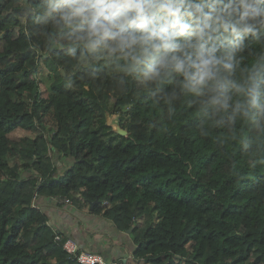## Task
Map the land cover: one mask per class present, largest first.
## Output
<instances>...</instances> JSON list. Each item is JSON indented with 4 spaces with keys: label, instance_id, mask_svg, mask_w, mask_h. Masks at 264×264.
I'll use <instances>...</instances> for the list:
<instances>
[{
    "label": "trees",
    "instance_id": "obj_1",
    "mask_svg": "<svg viewBox=\"0 0 264 264\" xmlns=\"http://www.w3.org/2000/svg\"><path fill=\"white\" fill-rule=\"evenodd\" d=\"M52 2L0 0V264H81L31 206L35 194L70 197L132 228L138 261L264 264V117L242 110L230 120L231 109L210 104L207 89L185 90L179 74L144 82L123 60L75 47L49 14ZM246 2L264 11V0ZM249 23L255 33L231 77L242 84L254 69L264 73V21ZM41 63L53 74L47 96ZM229 94L233 106L246 101ZM117 99L127 135L107 121ZM17 128L36 135L23 143L9 135ZM53 149L68 160L61 172Z\"/></svg>",
    "mask_w": 264,
    "mask_h": 264
},
{
    "label": "clouds",
    "instance_id": "obj_2",
    "mask_svg": "<svg viewBox=\"0 0 264 264\" xmlns=\"http://www.w3.org/2000/svg\"><path fill=\"white\" fill-rule=\"evenodd\" d=\"M69 29L75 47L123 60L124 71L144 82L179 74L192 93L207 89L209 103L264 117V73L254 69L245 83L232 79L236 53L249 23L264 11L246 0H53L48 9ZM75 47L72 51L75 52ZM230 90L245 103H230Z\"/></svg>",
    "mask_w": 264,
    "mask_h": 264
},
{
    "label": "crops",
    "instance_id": "obj_3",
    "mask_svg": "<svg viewBox=\"0 0 264 264\" xmlns=\"http://www.w3.org/2000/svg\"><path fill=\"white\" fill-rule=\"evenodd\" d=\"M45 204L43 211L48 214L50 221L67 235L75 238L85 250L101 253L106 258L127 264L134 258L131 254L133 245L129 248L127 231L119 230L114 221L103 213H95L87 205H68L66 210L56 206L53 197L39 198ZM107 241V243H106ZM129 243V242H128ZM118 245H127L128 257H125Z\"/></svg>",
    "mask_w": 264,
    "mask_h": 264
},
{
    "label": "rangeland",
    "instance_id": "obj_4",
    "mask_svg": "<svg viewBox=\"0 0 264 264\" xmlns=\"http://www.w3.org/2000/svg\"><path fill=\"white\" fill-rule=\"evenodd\" d=\"M21 2L25 3L26 0H20ZM256 21H264V16H260V17H257L255 19ZM90 62V59L89 57L87 56H84L82 57L81 59V63L86 65ZM40 72L38 73V78L40 79V88H41V93L43 96H47L48 95V91H49V86H50V83L53 79V74L52 72L45 66L44 63H41L40 65ZM123 99H117L115 104L113 105V100H109V107H108V118H107V121L112 125V127L119 131L120 129H125L123 126H122V123H121V119L124 118L126 119L127 118V115H124V112H119L116 110V106H118L120 103H122ZM45 125L46 127H49L51 129H55L56 128V124L52 118L51 115H47L45 117ZM10 137L13 138V139H16V140H19L21 142H23V138L26 137V136H35L36 133L33 129H24V128H17L15 129L14 131H12L10 134ZM24 143V142H23ZM50 155V157L52 158V160L55 162V164L59 163L62 159V162L64 164V166L56 169V172H61L64 170L65 166H67L68 164V160L65 158V157H62L60 158V155L58 154V151L56 150H51L49 151L48 153ZM18 162L20 164H22V160L18 159ZM61 163V162H60ZM57 166V165H56ZM22 173L24 175H27V172L24 168L21 169ZM132 230V229H131ZM127 234L129 235V237L127 238L128 242H125V244L129 245V248L132 247V245H135L134 243V239H133V235L131 234V231L128 232L127 231ZM107 243V241H106ZM127 245H118L117 249L120 250L122 252V254L125 256L123 258H126L128 257V253H127ZM181 261L179 258H176V262H179ZM127 264H150L148 262H145V261H142V260H136V259H133L131 262H128Z\"/></svg>",
    "mask_w": 264,
    "mask_h": 264
},
{
    "label": "built area",
    "instance_id": "obj_5",
    "mask_svg": "<svg viewBox=\"0 0 264 264\" xmlns=\"http://www.w3.org/2000/svg\"><path fill=\"white\" fill-rule=\"evenodd\" d=\"M40 195L35 194L32 199L31 206L44 209L45 204L39 200ZM56 202V206L61 210H66L68 205H73L74 201L72 198L67 196L56 195L53 196ZM109 203L108 200L104 201V204ZM49 225L52 227L54 231V240L61 245V247L66 250L71 256L75 257L78 262L81 264H122V262H116L114 260H110L106 258L101 253L93 252L91 250H85L81 247L79 242L73 238L65 234L55 223L50 221V217L48 220Z\"/></svg>",
    "mask_w": 264,
    "mask_h": 264
},
{
    "label": "water",
    "instance_id": "obj_6",
    "mask_svg": "<svg viewBox=\"0 0 264 264\" xmlns=\"http://www.w3.org/2000/svg\"><path fill=\"white\" fill-rule=\"evenodd\" d=\"M63 72L65 73L64 70H63ZM119 132H120L121 134H124V135H127V133H128V131H127L126 129H120ZM94 203H95V202H93V204H94ZM93 204H92V205H93ZM131 229H132V228H131ZM131 229H129L128 232H130Z\"/></svg>",
    "mask_w": 264,
    "mask_h": 264
}]
</instances>
